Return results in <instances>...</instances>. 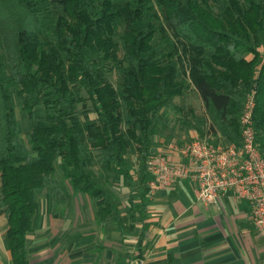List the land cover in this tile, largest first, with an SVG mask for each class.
Returning a JSON list of instances; mask_svg holds the SVG:
<instances>
[{
	"label": "trees",
	"instance_id": "16d2710c",
	"mask_svg": "<svg viewBox=\"0 0 264 264\" xmlns=\"http://www.w3.org/2000/svg\"><path fill=\"white\" fill-rule=\"evenodd\" d=\"M157 35L163 48L153 43ZM110 63L122 72L118 89L107 77ZM189 89L201 115L176 103ZM12 90L30 125L24 137ZM252 93L264 149V0H0V210L12 263L30 264L37 192L60 208L67 187L91 201L98 225L114 220L123 229L90 169L96 161L130 185L131 154L143 188L142 205L128 198L134 224L151 190L153 136L169 131V141L181 134L183 143L193 130L240 145Z\"/></svg>",
	"mask_w": 264,
	"mask_h": 264
},
{
	"label": "crops",
	"instance_id": "0c3cea01",
	"mask_svg": "<svg viewBox=\"0 0 264 264\" xmlns=\"http://www.w3.org/2000/svg\"><path fill=\"white\" fill-rule=\"evenodd\" d=\"M195 134L192 130L186 138ZM166 147L151 149V154L165 152ZM38 204L35 231L27 236L30 264H168L169 258L172 264H264V233L254 228L248 205L234 202L231 195L219 203H198L193 186L187 182L150 190L143 203V219L134 224L130 209V224H126L127 214L114 203L125 228H118L112 220L117 227L113 233L109 222L104 227L96 223L91 205V218L101 232L81 226L83 203H65L60 208L53 203ZM131 225L133 230H129ZM144 229L140 248L138 239ZM6 230L7 216L0 210V264H13L6 247Z\"/></svg>",
	"mask_w": 264,
	"mask_h": 264
},
{
	"label": "built area",
	"instance_id": "2783aa9c",
	"mask_svg": "<svg viewBox=\"0 0 264 264\" xmlns=\"http://www.w3.org/2000/svg\"><path fill=\"white\" fill-rule=\"evenodd\" d=\"M255 93L249 94L240 118L241 143L218 141L211 133L169 143L147 162L151 191L178 182L193 186L198 203H219L226 195L250 208L254 228L264 233V149L254 126Z\"/></svg>",
	"mask_w": 264,
	"mask_h": 264
},
{
	"label": "rangeland",
	"instance_id": "374dc122",
	"mask_svg": "<svg viewBox=\"0 0 264 264\" xmlns=\"http://www.w3.org/2000/svg\"><path fill=\"white\" fill-rule=\"evenodd\" d=\"M153 43L157 45L159 48H163V44L158 35L155 37ZM119 56H121V54H119ZM247 58L250 60L251 56H248ZM106 67L109 69V72L107 73L108 79L113 84L115 89H118L122 81V72L119 69L114 68L113 63L107 64ZM12 97H13V105L16 106V113H17V116L20 122V129L22 132V137H24V135L30 129V125L28 123L26 115L23 114L19 108H17L19 100L16 97V92L14 90H12ZM176 103L180 105V107L192 108L197 114H200V115L204 112L202 103L200 99L198 98V95L194 92L193 89H189L182 98H179L176 100ZM35 111L37 115L43 114L42 109L40 108L35 109ZM90 117L92 119H95L96 115L91 114ZM170 135L171 133L169 131H166L165 133L161 135L159 134L155 135L154 136L155 142L152 144V149H155V150L163 149L169 143H177L176 140H179L180 142L182 138L184 137L183 135L178 134L179 137L172 136L171 140L169 141L167 137H170ZM187 140L188 139L186 138L185 141ZM127 161H128V166L130 169V174L133 178V181L132 183H130V185H127L124 178L121 177L116 172L106 174L102 170L101 166L97 164L96 161L93 163L90 170L94 178L98 180L101 184H103L106 187V189L109 191V194L111 198L113 199V202L119 205L121 213L127 214L126 216H124V219L126 221V224H130V222H128V215L130 214V212L127 211V209H130L128 198L131 195L133 198V201H135L136 203H141L140 197L143 193V188L139 182V169H138L139 164L137 163L135 156L131 154L128 155ZM65 190L68 194L67 203H83L82 206H84L83 211L85 213L83 215L84 223L80 221L81 226L84 227L83 229L85 230L87 229L90 231L97 230V232L98 231L101 232V228L98 225H96L95 220L91 218L90 208L92 209V212L95 210L92 204H90L91 201L86 197H83L80 195L79 196L73 195L70 189H68L67 187L65 188ZM36 201L37 203H50V198H49V195L44 192H37ZM89 205H91L90 208H89ZM71 210H74V209L72 208ZM107 226L110 232L112 233L117 232V229H116L117 227L114 221L112 220L109 221ZM92 227L93 228L95 227V229H92Z\"/></svg>",
	"mask_w": 264,
	"mask_h": 264
}]
</instances>
